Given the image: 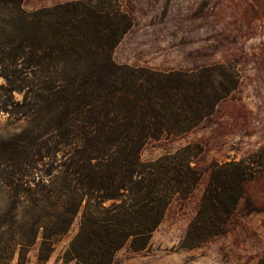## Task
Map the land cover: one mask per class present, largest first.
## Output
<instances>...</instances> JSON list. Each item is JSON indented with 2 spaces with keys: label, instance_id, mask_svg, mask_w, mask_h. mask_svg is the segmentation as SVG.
<instances>
[{
  "label": "trees",
  "instance_id": "1",
  "mask_svg": "<svg viewBox=\"0 0 264 264\" xmlns=\"http://www.w3.org/2000/svg\"><path fill=\"white\" fill-rule=\"evenodd\" d=\"M131 26L130 13L117 0L66 1L32 13L23 24L30 34L2 47L23 74L39 70L40 81L23 94L22 115L45 119L52 146L44 148L33 136L27 143L36 148L5 150L9 174L18 180L13 203L26 207L28 219L20 224L14 210L5 220L0 264H9L17 245L22 250L38 237V258L45 261L80 208L66 259L113 264L121 248L141 249L169 203L186 200L200 180L187 148L148 165L141 163L140 151L150 139L199 125L237 87L239 74L224 63L189 71L119 64L113 50ZM54 64L60 70L48 72ZM4 77L10 81L9 74ZM254 157L210 167L186 243L200 245L224 233L245 184L259 171Z\"/></svg>",
  "mask_w": 264,
  "mask_h": 264
},
{
  "label": "rangeland",
  "instance_id": "2",
  "mask_svg": "<svg viewBox=\"0 0 264 264\" xmlns=\"http://www.w3.org/2000/svg\"><path fill=\"white\" fill-rule=\"evenodd\" d=\"M78 0L0 1V236L7 237V225L15 210L24 225L26 207L17 199L15 180L5 163V150L36 137L37 144L51 147L45 119L24 116L23 94L38 84L35 76L23 74L19 62L2 47L29 35L23 30L32 13L58 3ZM91 5L115 0H81ZM130 13L132 26L113 50L119 64L148 66L160 70H193L203 65L224 63L239 74L237 87L214 112L190 131L148 140L140 161L148 165L158 158L188 149L190 165L201 178L184 201L174 198L162 222L137 251L123 247L113 264H264V0H117ZM60 65L48 67L59 71ZM4 74H9L7 81ZM40 78V79H38ZM66 148V147H59ZM248 156L258 168L244 186V195L230 216L224 233L200 245L185 242V232L194 217L207 183L210 167ZM257 162V163H256ZM47 165L43 168L46 169ZM255 167V168H256ZM9 186V188L7 186ZM6 186V187H5ZM20 192V191H19ZM18 192V193H19ZM15 207V208H14ZM82 208L68 230L39 261L40 237L32 245L13 250L9 264H75L66 259V250L79 229ZM24 218V219H23ZM27 229V228H26ZM25 230V229H24ZM3 242L0 241V256ZM11 255V254H10Z\"/></svg>",
  "mask_w": 264,
  "mask_h": 264
}]
</instances>
